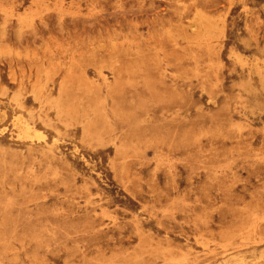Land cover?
Returning a JSON list of instances; mask_svg holds the SVG:
<instances>
[{"label":"rangeland","instance_id":"obj_1","mask_svg":"<svg viewBox=\"0 0 264 264\" xmlns=\"http://www.w3.org/2000/svg\"><path fill=\"white\" fill-rule=\"evenodd\" d=\"M0 264H264V0H0Z\"/></svg>","mask_w":264,"mask_h":264},{"label":"bare ground","instance_id":"obj_2","mask_svg":"<svg viewBox=\"0 0 264 264\" xmlns=\"http://www.w3.org/2000/svg\"><path fill=\"white\" fill-rule=\"evenodd\" d=\"M41 141V140H40Z\"/></svg>","mask_w":264,"mask_h":264}]
</instances>
